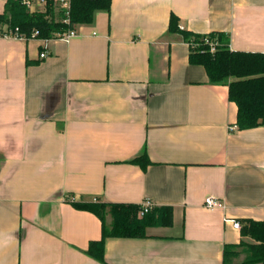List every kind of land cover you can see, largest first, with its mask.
<instances>
[{
  "label": "crops",
  "instance_id": "crops-1",
  "mask_svg": "<svg viewBox=\"0 0 264 264\" xmlns=\"http://www.w3.org/2000/svg\"><path fill=\"white\" fill-rule=\"evenodd\" d=\"M173 15L264 53V0H112L70 42L0 38V264H224L227 245L254 242L224 218L264 221V126L238 128ZM146 199L173 225L107 238L104 262L87 254L102 221L72 202Z\"/></svg>",
  "mask_w": 264,
  "mask_h": 264
},
{
  "label": "trees",
  "instance_id": "trees-1",
  "mask_svg": "<svg viewBox=\"0 0 264 264\" xmlns=\"http://www.w3.org/2000/svg\"><path fill=\"white\" fill-rule=\"evenodd\" d=\"M112 0H73L71 17L75 24H91L97 11H109ZM6 9L0 14V20L8 22L11 27H19L28 36L39 30L40 38L51 39L56 33L64 32L67 27L54 20V10L49 6L47 14H29L20 3L7 0ZM51 16V20L46 16ZM170 32H180L190 45V63L203 66L209 79L214 84H225L229 87V99L238 107L237 126L246 130L264 126V53L233 51L229 47V37L222 32L210 34H191L180 30L178 17L173 15L170 21ZM206 38L218 42L216 52L212 53ZM197 45V46H194ZM146 168L151 162L144 153L134 160ZM79 210L89 211L102 221V239L92 241L87 254L92 258L105 261V243L110 237L144 238L150 227H170L173 225V209L163 207L152 210L143 217L139 216L140 206L135 204H108L100 202H72ZM108 208L110 210L108 211ZM112 218L107 224V214ZM241 234L250 237L254 242L242 241L240 244L227 245L224 250V264L238 256L237 247L246 248L243 264L264 262V221L243 220Z\"/></svg>",
  "mask_w": 264,
  "mask_h": 264
},
{
  "label": "built area",
  "instance_id": "built-area-1",
  "mask_svg": "<svg viewBox=\"0 0 264 264\" xmlns=\"http://www.w3.org/2000/svg\"><path fill=\"white\" fill-rule=\"evenodd\" d=\"M24 6L29 14H47L49 6L51 5L54 10V20L55 22H60L64 24L67 29L62 33H56L54 38L42 39L40 38L39 30H34L30 36L26 33L21 32L19 27L13 28L8 22L0 20V38L4 39H17V40H29V39H41L44 42L45 49L48 48L50 40H59L62 42H70L72 39L79 35L80 24H75L72 21L71 11L73 0H13ZM51 16L47 15L46 19L51 20ZM182 28V26H181ZM92 36H97V32H93ZM206 44H208L210 51L212 53L216 52L219 43L209 38H206ZM189 45V44H188ZM190 46V45H189ZM195 46V45H194ZM47 52H42L40 54L41 58H45ZM206 208L209 210H217L224 208V202L214 196H208L205 199ZM154 209V202L151 199H146L140 208L139 216L143 217L150 213ZM225 222H230L233 224L234 228L241 229V223L230 217H225Z\"/></svg>",
  "mask_w": 264,
  "mask_h": 264
},
{
  "label": "rangeland",
  "instance_id": "rangeland-1",
  "mask_svg": "<svg viewBox=\"0 0 264 264\" xmlns=\"http://www.w3.org/2000/svg\"><path fill=\"white\" fill-rule=\"evenodd\" d=\"M195 46H197V45H195ZM110 210V208H108V211ZM106 221H107V224L108 225H111V223H112V218H111V215H110V213H108L107 214V218H106ZM253 243V242H252ZM237 251L238 252H240V255H243V257H244V260H245V258H246V256H247V254H246V248L244 247V246H239V247H237Z\"/></svg>",
  "mask_w": 264,
  "mask_h": 264
}]
</instances>
